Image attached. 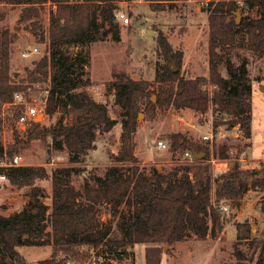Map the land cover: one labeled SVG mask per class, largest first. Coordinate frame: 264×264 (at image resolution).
<instances>
[{"label":"trees","instance_id":"trees-1","mask_svg":"<svg viewBox=\"0 0 264 264\" xmlns=\"http://www.w3.org/2000/svg\"><path fill=\"white\" fill-rule=\"evenodd\" d=\"M115 1L0 0L23 4L20 20L27 28L33 25L40 30V40L48 39L50 44L49 53L36 61L33 68H26V75L20 78L12 72L10 64L16 32L1 33L0 107L12 103L17 94H29L30 86L40 84L49 90L45 114L61 113L53 125L33 121L23 131V137H15L16 143L6 151L0 148V162L5 154L13 158L19 152V144L49 137L52 148L66 151L70 162L68 167L51 173L49 212L44 203L31 202L28 208L15 213H0V264H21L24 257L19 247L44 244L51 246V254L37 264H94L91 247L102 253L104 264H118L133 257L129 249L139 243L147 244L146 264H161L163 245L173 246L190 232L201 238L215 236L217 229L223 227L220 209L223 201L228 200L231 207L239 209L250 189L264 188L263 170L255 173V169L241 166L239 145L223 142L209 146L174 133L168 136L170 149L191 151L194 163L168 172L153 169L149 175L142 170L135 152L136 114L142 109L153 113L157 106L191 108L200 113L212 107L214 127L239 126L245 137L251 136V78L247 65H236L230 54L240 30L247 33L248 47L264 54V0H246L243 7L231 0L208 3V76L186 78L175 71L172 62L180 64L183 51H175L160 29L157 45L164 62L157 63L154 81L136 79L124 70L114 69L108 89L114 91L115 102L122 110L121 144L114 155L116 164L108 166L103 174L88 171L79 186L70 183L71 174L80 170L76 163L96 147L98 137L111 131L117 120L110 115L106 103L97 101L83 88L87 82L77 75L76 58L68 49L97 41L105 22L109 23L114 39L121 40L119 21L115 18V11L120 8ZM149 1L152 9L157 10L164 8L158 3L175 0ZM49 2L52 6L48 10L50 24L46 32L41 13ZM254 6L258 7L256 17L246 15L240 23L236 22V10ZM221 50L226 54L228 76L221 72L224 59ZM153 92L157 93L155 103L150 97ZM65 117L71 121L65 122ZM236 147L239 151L230 166L217 172L210 159L229 160L232 148ZM2 169L11 183L30 186L33 199L45 196L44 188L35 184L37 179L49 177L44 166L12 165ZM103 204L110 205L115 215L119 214L118 236L114 235L112 224L101 222ZM122 206L125 210H121ZM49 226L51 229L47 230ZM251 228L249 221L237 223L234 261L228 264H264V236H253ZM242 244H247V250L240 247Z\"/></svg>","mask_w":264,"mask_h":264},{"label":"rangeland","instance_id":"rangeland-1","mask_svg":"<svg viewBox=\"0 0 264 264\" xmlns=\"http://www.w3.org/2000/svg\"><path fill=\"white\" fill-rule=\"evenodd\" d=\"M211 0H175L171 2L158 3L164 8L154 10L149 0H116L115 3L123 9L130 17L129 24L119 22L121 40L114 39L108 22L102 24L101 37L83 47L70 46L69 54L76 58L77 75L86 81L83 86L89 94L99 102L108 105L110 115L117 120V124L111 131L101 134L92 149L80 162L76 163L80 170L73 172L70 176V183L79 186L83 182L84 174L93 171L103 174L108 166L116 164L114 155L118 153L121 144L122 132V110L115 102L114 91L108 89L114 69L124 70L133 78H144L154 81L157 63L164 62L162 55L158 53L157 35L158 29L166 35L173 49L182 50L183 57L178 64L172 62L175 71H179L186 78H193L199 75L208 76L209 69V22L208 3ZM217 1V0H216ZM240 6L246 5V0H231ZM46 11L42 10L43 27L48 32L50 24L49 12L51 4L46 3ZM23 4L0 3V41L1 33L4 30L16 32V39L11 43L10 64L12 72L20 78L26 75V68H33L36 61L50 51L49 40H40V34L33 25L26 27V23L20 20ZM241 20L243 16L256 17L258 7L238 9ZM236 15V13H235ZM240 20V22H241ZM239 22V23H240ZM37 30V32H36ZM34 47L38 52L22 56L23 51ZM224 59L221 62V72L228 76L226 69V54L223 50ZM230 57L236 65L245 63L248 67V74L252 85V125L251 136L245 137L237 129H228L220 125L214 127V112L212 107L206 113H200L191 108H176L174 106H157L153 113L142 109L136 114L137 131L135 133L136 154L140 160L142 170L146 174L152 173L153 169L161 172H168L176 167L183 168L194 162L188 160L182 150L170 149L168 136L174 133H181L189 138L203 144H220L227 142L234 146L239 145L242 150L239 162L243 168L263 169L264 163V54L251 50L247 45V33L240 30L237 35V42ZM156 84L153 85V90ZM45 85L36 84L27 90L22 100L31 97L33 102L42 109L40 99L43 96ZM153 103L157 101V93L151 94ZM18 101V99H14ZM5 103L0 107V148L5 151L9 146L16 143L15 137L24 136V130L30 125L19 126L17 115L25 106L18 102ZM16 103V104H15ZM60 111L53 115L38 114V122L49 126L56 123L60 118ZM70 122L69 117L64 118ZM213 130V140L204 141L202 135ZM164 140L167 148H159L158 140ZM19 152L16 155L21 157L20 165L44 166L49 177L37 179L35 184L44 188L45 196L39 198L31 197V187L28 185L19 186L6 179L0 178V213L9 215L26 209L31 202H42L47 205L50 211L52 204L53 183L51 173L58 168H65L70 165L68 153L57 151L52 148L50 137L46 140L33 139L29 143L19 144ZM239 149L232 148L231 157L226 161L230 166ZM14 155V156H16ZM13 156V157H14ZM212 159V158H211ZM210 159V160H211ZM13 161L5 154L0 162V175L6 173L2 168H8ZM3 163L8 166L2 165ZM126 165V163H123ZM214 195V194H213ZM228 211L222 212L223 227L217 229L216 235H209L201 238L193 232L173 246L163 245L161 264H228L234 261V246L237 240V223L249 221L253 236H264V188L250 189L242 199L239 209L231 207L228 200L224 201ZM121 210H125L122 206ZM99 217L101 222L112 224L114 235L116 232L119 214H114L110 205L103 204ZM50 226L47 230H50ZM147 244L139 243L130 248L133 257L126 258L118 264H146ZM247 250V244L240 245ZM24 257L21 264H37L39 260L45 259L51 254V246L31 245L19 247ZM133 258V259H132ZM117 263V262H115ZM18 264V263H17ZM253 264V262L251 263Z\"/></svg>","mask_w":264,"mask_h":264},{"label":"built area","instance_id":"built-area-1","mask_svg":"<svg viewBox=\"0 0 264 264\" xmlns=\"http://www.w3.org/2000/svg\"><path fill=\"white\" fill-rule=\"evenodd\" d=\"M115 18H116V21H119L123 24H129L130 23V17L127 15V13L123 9H118L115 11ZM36 52H38V48L34 47L31 50L23 51L22 56H28L30 53H36ZM43 91H44L43 96L40 99V101H41L40 104H41V106H43L42 109L38 108L37 101H36V103L33 102L31 100V97L26 98V100L24 101L21 99L22 98L21 94H17L15 96V99L19 100V102L18 101L17 102L21 106H25V109L23 108L21 110V112L17 118V121H18L20 127L27 125V124H31L33 121H36L38 114L42 110H43V113H45V108H46L49 90L44 89ZM14 102H16V101H14ZM234 129H237L238 131L241 132L239 126H235ZM202 139L204 141L213 140V130H211L208 133L203 134ZM157 145L159 148H163V149H166L168 147L167 143L162 139L158 140ZM184 155L188 160H190L191 162H194V160H195L194 155L191 151H189V150L185 151ZM20 160H21V157L19 155H16L13 157V161L11 160L10 165H20ZM227 160L228 159H217V158L212 157V159L210 161L212 162L213 167L217 172H222V171H225L229 167V166L227 167V165H226ZM2 165L8 166V164H6V163H3ZM0 178L6 179L7 176L5 173H3L0 175ZM220 209L222 212L228 211V206L225 204L224 201L220 204ZM89 250H90V253L92 254V260H93L94 264H97V263L98 264H104L105 263V257L102 255V253H97V249H95L94 247H91ZM112 262L115 263L116 261L112 260Z\"/></svg>","mask_w":264,"mask_h":264},{"label":"water","instance_id":"water-1","mask_svg":"<svg viewBox=\"0 0 264 264\" xmlns=\"http://www.w3.org/2000/svg\"><path fill=\"white\" fill-rule=\"evenodd\" d=\"M235 13H236V22L239 23L241 20L240 13H239V11H235ZM36 121H38L37 118H36Z\"/></svg>","mask_w":264,"mask_h":264}]
</instances>
